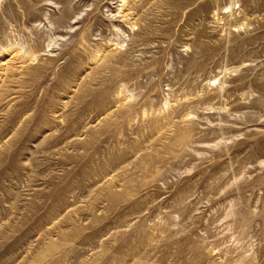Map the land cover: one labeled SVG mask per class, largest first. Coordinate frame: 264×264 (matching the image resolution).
Masks as SVG:
<instances>
[{
  "label": "rangeland",
  "instance_id": "1",
  "mask_svg": "<svg viewBox=\"0 0 264 264\" xmlns=\"http://www.w3.org/2000/svg\"><path fill=\"white\" fill-rule=\"evenodd\" d=\"M0 264H264V0H0Z\"/></svg>",
  "mask_w": 264,
  "mask_h": 264
}]
</instances>
